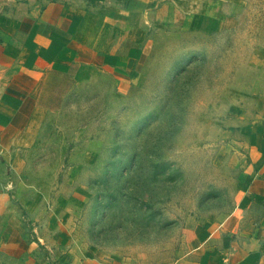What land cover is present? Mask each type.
Wrapping results in <instances>:
<instances>
[{"label": "rangeland", "instance_id": "rangeland-1", "mask_svg": "<svg viewBox=\"0 0 264 264\" xmlns=\"http://www.w3.org/2000/svg\"><path fill=\"white\" fill-rule=\"evenodd\" d=\"M81 1L77 68L51 69L38 139L12 158L21 194L71 195L53 210L66 245L106 264H187L219 234L252 229L264 0ZM101 54L112 60L92 61ZM130 56L134 71L114 63Z\"/></svg>", "mask_w": 264, "mask_h": 264}, {"label": "crops", "instance_id": "crops-1", "mask_svg": "<svg viewBox=\"0 0 264 264\" xmlns=\"http://www.w3.org/2000/svg\"><path fill=\"white\" fill-rule=\"evenodd\" d=\"M82 4L81 0H0V264H106L101 257L80 255L78 248L66 245L71 230L63 228L66 218H53V210L59 202H68L71 195L60 197L57 188L44 193L34 187L31 197H25L20 191L23 186L11 175L12 158L20 157V150L32 146L40 134L36 116L46 77L57 66L66 67L68 72L77 68ZM111 60V56L101 54L92 61L100 64ZM138 60L130 56L115 58L114 63L125 65L126 70L131 65L134 71ZM262 137V145L254 157L251 154L253 167L246 187L250 201L263 207L256 225L250 230L235 227L219 234L202 244L187 264H264ZM39 200L50 206L47 218L33 212Z\"/></svg>", "mask_w": 264, "mask_h": 264}]
</instances>
